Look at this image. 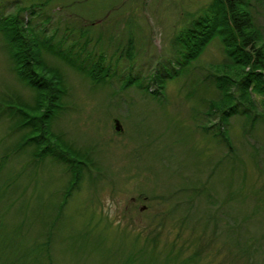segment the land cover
Returning <instances> with one entry per match:
<instances>
[{
    "label": "rangeland",
    "instance_id": "1",
    "mask_svg": "<svg viewBox=\"0 0 264 264\" xmlns=\"http://www.w3.org/2000/svg\"><path fill=\"white\" fill-rule=\"evenodd\" d=\"M43 1L0 0V16ZM210 1L46 0L34 13L20 11L29 33L39 36L42 57L63 78L61 103L46 119L50 132L74 154L90 157L88 166L77 156L82 177L66 194L68 165L51 154L38 159L37 146L25 144L30 126L18 122L12 106L45 118V105L29 108L37 92L14 71L0 28V230L9 231L14 249L44 240L51 230L46 249H34L33 264H124L132 253L131 264H165L169 250L177 263L264 264V120L207 110L208 99L220 96L213 83L226 60L220 41L212 39L167 77L159 97L140 88L138 78L123 84L133 75L163 72L162 65L177 68L173 35ZM251 10L264 36V0H251ZM73 17L74 28L85 29L82 41L103 34L104 53L131 36V60L121 57L115 65L107 55L109 69L90 76L84 66L96 60L92 45L69 52L61 36ZM53 31L49 46L42 40ZM251 97L256 108L249 112L256 115L263 94L253 90ZM221 127L228 146L215 134Z\"/></svg>",
    "mask_w": 264,
    "mask_h": 264
},
{
    "label": "trees",
    "instance_id": "2",
    "mask_svg": "<svg viewBox=\"0 0 264 264\" xmlns=\"http://www.w3.org/2000/svg\"><path fill=\"white\" fill-rule=\"evenodd\" d=\"M45 2L46 0L31 3L28 6H18L16 12L0 16V28L4 30L7 36L6 41L10 44L9 50L13 59L14 71L19 77L24 78L37 92L35 96L36 104L29 108L38 110L41 108V105H45L43 111L46 113L45 118L42 117L43 114L41 115L39 111L27 115V112L23 111L17 104L12 106L14 107V112L19 111L21 114V121L18 122L29 125L31 129L27 135V141L25 139L26 143L24 141L23 143H32L37 146L38 149L33 150V154H36L38 159L51 154L52 157L61 159L68 165L71 176L66 183V194L69 193L73 185H76L80 181L83 162L81 163V160H78L77 156L79 155L74 154L75 151L72 147L65 145L55 134L50 132L48 121L46 120L50 117L49 113L51 115L61 103L60 96L64 90L62 74L57 67L44 60L41 52L42 48L39 46V36L34 32L29 33L28 19L23 20L20 15V11L34 13L39 8L38 5H44ZM45 17L48 20L47 16ZM76 21L77 18L75 17L68 20V24L65 21V28L61 32V36H64L67 39L65 40L69 42V52L72 49H75V51L83 48L87 49L90 44L92 45L90 49L91 51H95V55L93 56H97L96 60L87 62L86 67L84 66L86 73L90 76L97 75V72L101 68L105 71L109 69L107 66L111 62L103 60L107 55L111 57L115 56V65L121 57L131 60V51H133L131 36H127L121 46L119 44L118 46L116 45L115 50L104 53L100 43L103 40L100 35L103 34L98 31V35L95 36L93 43H91V40L94 36L85 37L82 41L81 35L85 29H83L82 25H79V28H74L73 24ZM55 29L54 27L53 30L55 31ZM54 31L46 40H42L46 41L49 46H52L51 38ZM96 32L93 30L92 35H95ZM215 38L220 41L226 60L221 63L219 71L213 74V83L220 92V96L216 99H208L207 110L218 111L219 117H228L239 112L242 114L246 113L251 121H254L255 117L259 116L264 120V36L254 21L251 0H211L208 7L206 6V8L193 15L173 35L171 56L174 59L173 63L178 65L177 68L173 67L171 70L162 65L163 72L155 69L154 72L147 73L146 75L141 74V77L133 75L128 80H125L123 84L127 85L138 78L140 88L155 97H159V92H162V83L166 78L171 76L172 73H176V70L181 69L198 58L206 45ZM66 57L68 56L66 55ZM168 62L170 63L171 60H168ZM70 63L79 69L83 65L82 63L75 62L72 58L70 59ZM85 69L83 70L85 71ZM151 83L157 85V89H149ZM253 90H257L263 94V109L257 112L256 115L249 112L253 108H256L255 101L251 97ZM221 128L215 134L220 133L221 139L228 146L229 136L224 131L226 128ZM52 136L55 142L52 141ZM23 143L16 144L14 150H19ZM79 157L85 161V165L89 166L87 161L90 157L85 156V154ZM0 160L1 167L3 159L1 158ZM64 198H61L57 203L59 212L63 208ZM3 232L4 230H0V264H33L39 257L37 254L36 258L33 256L34 249L36 248L38 253L42 247L46 249L51 239V230L48 228L43 233L45 236L44 240L36 241L35 243H23L26 245L23 249L17 248L14 245L16 247L14 249L9 241L11 234L9 231L5 234ZM164 253L166 254V263L171 257L170 263L172 262V264H186L183 260H180L179 263L176 262L177 253L174 256L171 250ZM135 257L132 253L125 258V262L123 263L131 264Z\"/></svg>",
    "mask_w": 264,
    "mask_h": 264
},
{
    "label": "water",
    "instance_id": "3",
    "mask_svg": "<svg viewBox=\"0 0 264 264\" xmlns=\"http://www.w3.org/2000/svg\"><path fill=\"white\" fill-rule=\"evenodd\" d=\"M114 128L116 130H120L121 129V126H120L119 121L117 119H114Z\"/></svg>",
    "mask_w": 264,
    "mask_h": 264
}]
</instances>
